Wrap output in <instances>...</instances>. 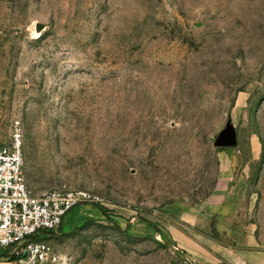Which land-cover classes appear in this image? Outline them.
Returning a JSON list of instances; mask_svg holds the SVG:
<instances>
[{"label": "rangeland", "instance_id": "obj_1", "mask_svg": "<svg viewBox=\"0 0 264 264\" xmlns=\"http://www.w3.org/2000/svg\"><path fill=\"white\" fill-rule=\"evenodd\" d=\"M0 110L72 264L264 252V0H0Z\"/></svg>", "mask_w": 264, "mask_h": 264}, {"label": "built area", "instance_id": "obj_2", "mask_svg": "<svg viewBox=\"0 0 264 264\" xmlns=\"http://www.w3.org/2000/svg\"><path fill=\"white\" fill-rule=\"evenodd\" d=\"M24 170V134L16 128L10 143L0 148V253H10L11 249L15 253L0 256V264H72V258L43 235L57 233L72 209L94 202L95 198L87 192L74 191L35 198Z\"/></svg>", "mask_w": 264, "mask_h": 264}, {"label": "crops", "instance_id": "obj_3", "mask_svg": "<svg viewBox=\"0 0 264 264\" xmlns=\"http://www.w3.org/2000/svg\"><path fill=\"white\" fill-rule=\"evenodd\" d=\"M0 124H1V110H0ZM8 144V137L7 134H5V132L1 129L0 127V148L4 147ZM216 198V193L213 194V196H211L206 203H212L214 201V199ZM81 210H82V214L85 215V207L80 206ZM9 254H13V253H8L7 251L1 252L0 256L1 258H5L7 257ZM250 258V262L247 264H264V252H258L257 254H253L251 256H249ZM16 262V261H15ZM234 264H239L237 262H233Z\"/></svg>", "mask_w": 264, "mask_h": 264}, {"label": "water", "instance_id": "obj_4", "mask_svg": "<svg viewBox=\"0 0 264 264\" xmlns=\"http://www.w3.org/2000/svg\"><path fill=\"white\" fill-rule=\"evenodd\" d=\"M41 28L42 26H38V29H41ZM218 144L223 147H232L236 144V142H235V139L232 138L228 140H221ZM25 256H27V253L25 254Z\"/></svg>", "mask_w": 264, "mask_h": 264}]
</instances>
